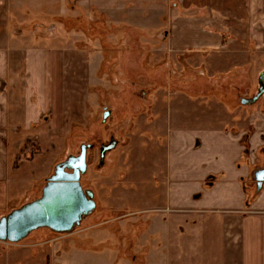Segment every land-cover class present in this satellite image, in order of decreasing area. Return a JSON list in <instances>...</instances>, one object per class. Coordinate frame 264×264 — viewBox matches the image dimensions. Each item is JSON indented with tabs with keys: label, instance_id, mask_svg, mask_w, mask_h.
<instances>
[{
	"label": "crops",
	"instance_id": "obj_1",
	"mask_svg": "<svg viewBox=\"0 0 264 264\" xmlns=\"http://www.w3.org/2000/svg\"><path fill=\"white\" fill-rule=\"evenodd\" d=\"M234 4L0 0V218L41 196L57 160L55 145L47 153L44 144L60 142L106 47H118L123 61L127 45L163 46L201 65L168 93L164 122L160 107L149 118V132L164 142L162 170L150 183L108 188L100 214L87 217L90 235L66 248L68 264H264V182L258 189L255 179L264 168V104H238L221 84L231 75L251 90L254 48L264 52V0ZM34 233L40 239L0 240L6 264L60 255V237Z\"/></svg>",
	"mask_w": 264,
	"mask_h": 264
},
{
	"label": "rangeland",
	"instance_id": "obj_2",
	"mask_svg": "<svg viewBox=\"0 0 264 264\" xmlns=\"http://www.w3.org/2000/svg\"><path fill=\"white\" fill-rule=\"evenodd\" d=\"M236 1L239 2V0H199L207 4L212 2L221 9L236 6L234 4ZM239 5H243L242 2ZM96 30L100 31L98 28ZM130 38L132 39V36ZM95 49L102 51L101 46ZM135 49L142 62H137L138 57H135L132 52ZM118 50L119 48L115 46L106 47L107 60L95 61L93 64L92 83L89 84L90 87L85 88L82 100L76 104L73 103L72 111L66 113L63 126L58 132L61 136L60 142L44 144L47 153L53 152V145H55L56 164L66 160L69 155H78L83 144L93 145L87 152L88 169L81 179L83 187L95 193L98 206L93 214H100L101 200L105 197L108 188L113 189L123 184L139 182L150 183L156 173L162 170L164 142L157 138L155 133L149 132V118L151 116L157 119L160 114L157 110L160 107L164 122L166 106L170 102L166 103L168 93L171 89L182 85V75L189 71L190 67V70L194 71L197 65H201L196 64L193 67L188 63H181L178 55H170L167 47L163 46L131 48L127 45L124 48L123 61L118 59ZM254 52L253 76L251 80L248 79L251 82L249 92L245 93V83L231 75L221 80L225 90H229V93L234 92L237 103H240L242 97L252 98L258 92V78L264 70V52L258 53L255 48ZM223 94L215 91L211 92L210 96L224 99ZM173 102L175 105L173 107H176L178 102ZM216 103L212 102V104ZM261 104H264V95L253 105L258 107ZM214 108L219 109V106ZM178 109L175 111V117L181 114V109L179 107ZM217 109L216 112L211 107L210 113L215 111V114H219ZM106 110H110L111 114L104 119ZM113 139L117 141L116 147L107 152L104 161L101 162V146L109 144ZM150 167L153 169L151 170ZM53 172L54 169L51 175ZM86 220L87 218L76 228V230H83L77 235L76 230L66 234L51 233L52 236L60 237L57 243L61 247L60 255L52 258L51 264L69 263L65 253L71 241L76 236L90 235V232L84 228L90 225L92 220ZM39 230L43 228L33 231L34 234H37ZM36 239L40 237L33 239L28 236L22 241ZM6 251L0 250V264L7 262ZM47 260L45 258V264Z\"/></svg>",
	"mask_w": 264,
	"mask_h": 264
},
{
	"label": "water",
	"instance_id": "obj_3",
	"mask_svg": "<svg viewBox=\"0 0 264 264\" xmlns=\"http://www.w3.org/2000/svg\"><path fill=\"white\" fill-rule=\"evenodd\" d=\"M258 92L252 98H243L242 103L253 104L264 95V70L258 78ZM111 114L104 113V119ZM117 141L101 146L100 158L114 149ZM92 144H83L78 155H69L56 164L54 172L45 182L39 198L27 202L0 218V240L17 243L39 228H47L59 234L71 233L91 216L97 207L95 193L85 189L81 179L88 169L87 152ZM258 189L264 182V168L255 172Z\"/></svg>",
	"mask_w": 264,
	"mask_h": 264
},
{
	"label": "flooded vegetation",
	"instance_id": "obj_4",
	"mask_svg": "<svg viewBox=\"0 0 264 264\" xmlns=\"http://www.w3.org/2000/svg\"><path fill=\"white\" fill-rule=\"evenodd\" d=\"M89 149H90V148H89ZM89 149H88V150H89Z\"/></svg>",
	"mask_w": 264,
	"mask_h": 264
}]
</instances>
